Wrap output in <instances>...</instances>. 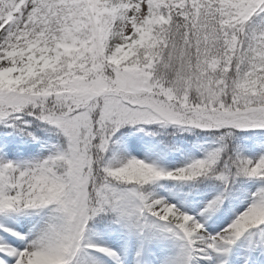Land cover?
<instances>
[{
  "label": "snow or ice",
  "instance_id": "obj_1",
  "mask_svg": "<svg viewBox=\"0 0 264 264\" xmlns=\"http://www.w3.org/2000/svg\"><path fill=\"white\" fill-rule=\"evenodd\" d=\"M0 264H264V0H0Z\"/></svg>",
  "mask_w": 264,
  "mask_h": 264
}]
</instances>
